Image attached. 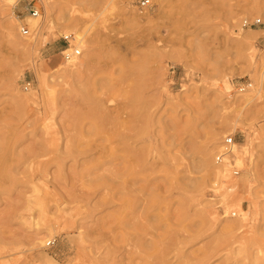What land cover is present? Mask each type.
Listing matches in <instances>:
<instances>
[{
    "label": "rangeland",
    "instance_id": "obj_1",
    "mask_svg": "<svg viewBox=\"0 0 264 264\" xmlns=\"http://www.w3.org/2000/svg\"><path fill=\"white\" fill-rule=\"evenodd\" d=\"M141 2L0 0V264H264V93L242 99L263 71L264 0ZM66 49L89 64L70 71ZM229 136L254 143L220 178Z\"/></svg>",
    "mask_w": 264,
    "mask_h": 264
},
{
    "label": "bare ground",
    "instance_id": "obj_2",
    "mask_svg": "<svg viewBox=\"0 0 264 264\" xmlns=\"http://www.w3.org/2000/svg\"><path fill=\"white\" fill-rule=\"evenodd\" d=\"M262 4V3H261ZM262 8V7H261ZM28 19H29V22H30V26H31V28L33 29V30H38V33L40 34L41 33V37L42 36H44V26L42 25V19L41 18H39V17H37V18H35V17H31L30 16V18H29V16H28ZM69 20V19H68ZM71 20V19H70ZM72 21V20H71ZM75 21V20H74ZM77 21V20H76ZM79 21V20H78ZM77 21V22H78ZM42 22V23H41ZM73 22V21H72ZM79 23V22H78ZM82 23V22H81ZM75 24H76V22H75ZM77 25V24H76ZM75 25V26H76ZM81 25V24H80ZM37 34V33H36ZM16 36V35H15ZM65 37H67V38H70L69 37V35H65ZM75 42H76V44H80V45H84L85 44V42H86V39H85V34L84 33H82V32H78L77 34H76V38H75V40H74ZM41 42L42 43H45V42H47V38H41ZM41 43V44H42ZM15 44L17 45V46H19L20 44H21V40L20 39H18V37L16 36V39H15ZM25 48H31V50L32 49H34L35 48V42H34V40H32L30 43H28V44H25V46H24ZM80 51L81 52V50L80 49H75L74 51ZM68 51H71L70 49H68ZM72 52V51H71ZM77 59V55H74L73 57H72V59H70V60H65L66 62H69V65H70V67H69V69H70V71H81L83 68H85L89 63H86V62H84V61H77L76 60ZM88 62V61H87ZM261 65V64H260ZM59 66V63H51V62H46L45 63V67L46 68H48V69H50L51 70V72H53V73H55V71H57L58 69H57V67ZM262 66H263V71H262V73L261 74H258L257 75V81H256V85L254 86V84H249L248 85V87H251V89H249V92H251V93H249V94H247V95H244L243 97H242V99L246 102V104L247 105H249V104H251V103H253L254 101H256V99H257V97L258 98H260V97H262L263 96V93H264V61H263V63H262ZM43 68H44V66H42L41 67V70H43ZM262 68V67H261ZM69 71V70H68ZM67 71V72H68ZM38 73H41V71H40V69H39V71H38ZM103 80L102 79H98V80H96V84L98 85V87L99 88H104L105 86V84L102 82ZM247 88L245 87V88H243L242 90L244 91V90H246ZM136 94L137 93H133L132 94V96H131V98H133L132 99V101L134 100V102H133V114H132V118L129 120V122H128V126H127V128H129V130H131L132 132H133V136L134 137H136V136H142L143 134H145L146 132H147V129H148V123H147V121L145 120V114L142 112V103H141V98H140V100L139 99H137L138 98V96H136ZM17 96V95H16ZM18 97V100H21V99H23V97L21 96V95H18L17 96ZM241 99V98H240ZM99 101V100H98ZM132 137V136H131ZM253 143H254V139L251 137V136H249V138L247 139V141L246 142H244L243 144H236V142H235V144L231 147L232 149L230 150L231 152L229 153H227L226 154V157H225V160L223 161V162H219L218 160H217V158H216V160L214 161V162H212L211 163V167L212 168H214L215 169V171H216V176L217 177H220L221 178V176H224L225 175V167H227V160H228V158H231V157H233V158H235L236 160H238V164H243V166H246V165H244V157L242 156L243 155V152H251V147H252V145H253ZM222 148H223V146H222ZM224 152V150H222L221 149V154ZM218 157V156H217ZM207 158V157H206ZM204 162V165L205 166H208V165H210L209 163V161H208V159L207 160H204L203 161ZM210 167V166H209ZM227 170V169H226ZM227 173L229 174V171H227ZM228 176V175H227ZM239 177L240 176H238V177H236V178H233V180H237V179H239ZM218 183V182H217ZM227 192L228 193H233L234 192V189H233V187L232 188H228L227 189ZM227 194V193H226ZM223 195V194H222ZM221 195V198H222V200H224L223 201V203L225 202V203H227V202H229L230 201V199L231 200H234L235 198L236 199H241V193L239 192V191H237L236 193H235V195H223L222 196ZM241 201V200H240ZM224 203V204H225ZM229 205V204H228ZM239 207V206H238ZM241 207V206H240ZM244 208V207H243ZM227 210V209H226ZM242 210V209H241ZM228 211V210H227ZM243 215H248V211L246 210V211H243ZM243 217V216H242ZM244 219V218H243ZM227 227H228V229H234V228H236V227H239V225H227ZM41 242H43V241H41Z\"/></svg>",
    "mask_w": 264,
    "mask_h": 264
},
{
    "label": "built area",
    "instance_id": "obj_3",
    "mask_svg": "<svg viewBox=\"0 0 264 264\" xmlns=\"http://www.w3.org/2000/svg\"><path fill=\"white\" fill-rule=\"evenodd\" d=\"M150 1L151 0H142L141 2V7L145 8L147 7L149 4H150ZM27 12L32 16V17H35L37 18L38 16H40V9L39 7L35 6L34 4L30 3L28 6H27ZM263 22H262V19H255L254 21H251L250 19H246L243 23V26L244 27H248V28H252V27H256L258 25H262ZM21 32L23 35H28L30 34V27L28 24H23L21 26ZM68 38L66 37V40ZM63 56H64V59H66L67 61L72 59V57L74 55H80L81 52L78 50V51H68V49L64 50L62 52ZM26 89H29L30 88V83H26L25 85ZM246 85L242 88H240V90H242L243 88H245ZM236 142V138L235 136H229L226 138L225 140V144H224V152L220 155H218L217 157V160L219 162H223L225 160V157H226V154L229 152H231L230 150L232 149L231 147L235 144ZM241 173V170L238 168V166H236V164L234 163L233 164V175L235 176H238L239 174ZM234 215H236V213H233ZM55 244V240H51V241H48L47 243V246L49 247H52L53 245Z\"/></svg>",
    "mask_w": 264,
    "mask_h": 264
}]
</instances>
